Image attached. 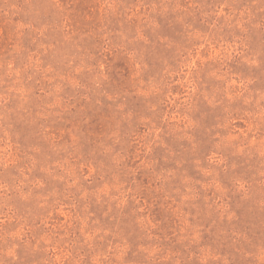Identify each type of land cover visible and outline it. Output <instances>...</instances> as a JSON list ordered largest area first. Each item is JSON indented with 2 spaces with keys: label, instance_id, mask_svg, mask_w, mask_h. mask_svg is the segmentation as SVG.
<instances>
[{
  "label": "rangeland",
  "instance_id": "rangeland-1",
  "mask_svg": "<svg viewBox=\"0 0 264 264\" xmlns=\"http://www.w3.org/2000/svg\"><path fill=\"white\" fill-rule=\"evenodd\" d=\"M0 264H264V0H0Z\"/></svg>",
  "mask_w": 264,
  "mask_h": 264
}]
</instances>
